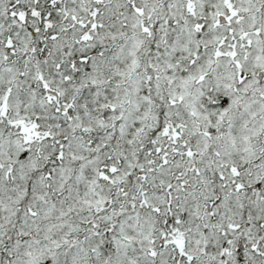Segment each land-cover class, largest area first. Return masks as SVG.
I'll return each mask as SVG.
<instances>
[{
  "label": "snow or ice",
  "instance_id": "1",
  "mask_svg": "<svg viewBox=\"0 0 264 264\" xmlns=\"http://www.w3.org/2000/svg\"><path fill=\"white\" fill-rule=\"evenodd\" d=\"M0 264H264V0H0Z\"/></svg>",
  "mask_w": 264,
  "mask_h": 264
}]
</instances>
